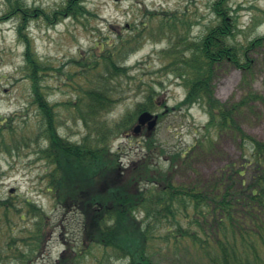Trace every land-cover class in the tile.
<instances>
[{
    "label": "trees",
    "instance_id": "1",
    "mask_svg": "<svg viewBox=\"0 0 264 264\" xmlns=\"http://www.w3.org/2000/svg\"><path fill=\"white\" fill-rule=\"evenodd\" d=\"M229 1L209 0L211 18L197 36L190 30L199 23L196 15L145 9L147 19L132 34L111 43L98 41L91 57L69 61L74 70L65 75L70 81L65 85L74 95L60 103L49 100L46 84L49 72L60 73V68L38 55L29 22L41 18L53 26L66 17L81 20L92 13L84 0H64L50 12L7 1L0 22L18 19L17 38L24 48L21 71L30 84L37 120L34 125L25 121L19 129L13 116L0 118V155L11 156L34 143L36 160L46 166L45 192L63 213L76 211L82 217L79 241L64 238L52 264H81L86 256L93 264H264V139L249 134L237 120L252 102L263 99L250 85L257 62L264 64V34L237 39L239 8ZM258 10L250 21L253 29L264 22V9ZM145 36L166 42L158 51L163 71L180 81L185 95L169 107L158 102L153 85L135 80L134 90L143 92L142 99L110 122L105 115L120 99L119 80L134 78L125 60ZM224 63L241 72L238 87L243 95L236 102L214 95L215 71ZM195 103L208 115L204 132L183 152L166 155L160 148L158 153L167 157L163 165L153 160V132L143 144L146 154L128 165L112 149V138L131 131L139 113L164 107L158 112L161 119L170 110H188ZM61 112L80 123V140L60 133ZM226 134L234 136L242 151L239 166L227 165V171L215 174L214 183L203 187L175 180L182 162L213 154ZM17 198H0V264H31L42 255L53 228L41 206ZM27 217L35 219L32 225L18 229L17 219Z\"/></svg>",
    "mask_w": 264,
    "mask_h": 264
},
{
    "label": "rangeland",
    "instance_id": "2",
    "mask_svg": "<svg viewBox=\"0 0 264 264\" xmlns=\"http://www.w3.org/2000/svg\"><path fill=\"white\" fill-rule=\"evenodd\" d=\"M8 0H0V17L7 14ZM25 3L40 6L41 10L50 12L64 0H23ZM234 8H239V27L241 32L236 36L239 40L251 39L264 34V22L255 29L249 27L253 16L259 14L258 9H264V0H230ZM86 9L92 14L81 17V20L64 18L53 26L47 25L41 18L31 19L28 26L29 34L33 37L38 55L60 73L52 70L46 76L47 96L50 101L60 103L74 95L72 89L65 85L69 83L66 74L74 68L69 62L80 55L91 57L96 42H113L119 36L130 35L140 27V21H145L146 10L162 11L177 10L186 14L196 15L198 22L191 27V35L197 36L204 29L205 23L211 18L209 0H84ZM35 5V6H36ZM83 21L84 24L81 22ZM16 17L0 22V118L13 116V124L23 127L25 121L35 124L37 109L31 104L32 92L29 81L24 77L23 45L17 38ZM166 47V42H157L150 37H143L139 46L127 56L125 65L131 66L133 79L122 78L117 85L120 99L112 110L105 115L108 121L119 120L123 114L132 110L136 102L143 97V92L135 91L139 79L142 83L153 85L158 93V102H166L169 107L175 106L185 95V88L179 80L163 71V60L158 51ZM92 50V51H91ZM257 68L251 81V89L260 94L263 99L251 103L237 117L241 127L249 134L264 139V64L257 62ZM78 78H75L78 81ZM241 72L224 63L216 68L213 78L214 95L223 102H236L243 91L238 87ZM136 80V81H135ZM135 82V84H133ZM164 107L155 112H161ZM62 113L60 133L72 141L80 140L83 128ZM208 115L200 103H195L188 110L173 109L158 119L153 130L146 126L139 133L122 132L112 138V149L118 150L126 165L146 154L144 142L153 132L155 153L153 160L165 163L167 157L160 155L158 150L164 149L166 155L183 152L190 148L201 133ZM36 145L14 152L11 156L0 155V198L8 194L16 195L18 200L29 199L41 206L50 217L53 225L39 255L31 264H52L64 248V238L78 242L81 233V215L76 211L63 213L62 208L45 192L43 179L46 166L36 160ZM242 163V151L234 136L226 134L221 137L213 154H199L193 159L181 163L175 180L189 185L205 186L214 183L215 174H221L227 165ZM220 176V175H219ZM10 190L12 192L10 193ZM35 219L27 217L17 219L18 229L31 226ZM114 258V257H113ZM81 264H93V258L86 256ZM111 264H118L117 261Z\"/></svg>",
    "mask_w": 264,
    "mask_h": 264
},
{
    "label": "water",
    "instance_id": "3",
    "mask_svg": "<svg viewBox=\"0 0 264 264\" xmlns=\"http://www.w3.org/2000/svg\"><path fill=\"white\" fill-rule=\"evenodd\" d=\"M157 119H158V114H154L149 111H143L139 113V115L137 116V122L133 126L132 131L134 133H139L141 127L144 125H146L147 130L150 131L155 127L157 123Z\"/></svg>",
    "mask_w": 264,
    "mask_h": 264
},
{
    "label": "flooded vegetation",
    "instance_id": "4",
    "mask_svg": "<svg viewBox=\"0 0 264 264\" xmlns=\"http://www.w3.org/2000/svg\"><path fill=\"white\" fill-rule=\"evenodd\" d=\"M21 2H22V4H23L22 8H23L24 5H25V7L27 6V8H29L31 11L41 10V9H40L41 7H40V6H37L36 3H34V6H32V5H29V4L25 3V1H23V0H21ZM35 5H36V6H35Z\"/></svg>",
    "mask_w": 264,
    "mask_h": 264
}]
</instances>
